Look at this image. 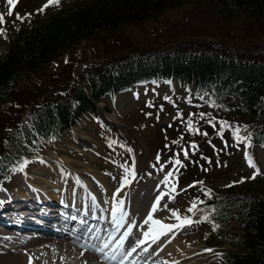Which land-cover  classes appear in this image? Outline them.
Returning a JSON list of instances; mask_svg holds the SVG:
<instances>
[{"label": "trees", "instance_id": "1", "mask_svg": "<svg viewBox=\"0 0 264 264\" xmlns=\"http://www.w3.org/2000/svg\"><path fill=\"white\" fill-rule=\"evenodd\" d=\"M197 1H207L224 22L240 15H264V0H70L41 17H30L0 39V106L14 95L19 82L81 39ZM88 69L87 78L72 94L33 105L31 120L37 131L59 135L80 118L95 117L99 99L133 83L161 79L193 82L198 92L211 99L214 104L208 111H197L198 123L214 120L223 109L226 116L247 125L251 144H264L263 49L169 47L145 54L121 53ZM30 99L25 96L17 102L23 106ZM11 137L13 145L17 137ZM212 192L209 201L219 219L214 241L229 243L222 249L224 264H264V170Z\"/></svg>", "mask_w": 264, "mask_h": 264}, {"label": "rangeland", "instance_id": "2", "mask_svg": "<svg viewBox=\"0 0 264 264\" xmlns=\"http://www.w3.org/2000/svg\"><path fill=\"white\" fill-rule=\"evenodd\" d=\"M68 1L70 0H59V4L52 3L43 11H36L45 4V0H17L15 5H9L7 0H0V13H4V21L0 22V28L5 31L13 29L19 23L27 22L30 17H41ZM10 7L12 8L11 14H9ZM17 12L24 16V19H19L16 15ZM25 13H31V16H26ZM250 16L251 18L247 15H240L224 22L207 1H197L165 10L136 22L125 23L106 34L80 40L54 59L40 66L35 72L28 75L27 79L17 84L14 95L12 94L10 99L0 108H10L12 106V115L16 116L22 107L17 101L25 96L30 98L34 95L39 96V98L43 97V103L47 97H55L61 92V89L67 90L73 82L75 84L81 80L82 67L91 60L90 58L102 60L122 51L130 54H145L163 50L170 45H185L188 47L223 46L238 47L239 50H264V15L261 17H257V15ZM5 31L0 32V37ZM46 87L47 89H45ZM136 90L137 94L132 89L116 95L113 100L107 101L105 99L106 101L98 102L99 116L103 124L107 126L108 131H112L113 136L111 138L110 134L105 133L99 126L89 125L87 121L81 120L79 124L74 125L69 132H66L53 144L45 143L42 145L43 154H45L42 159L36 163H31L29 166H23L22 168L25 169L20 168L19 172L15 173L14 180L19 183V177L25 171L26 175L31 174L37 179L40 177L42 179L45 171L51 169L53 172V169H55L56 173L60 171L59 174L61 175L62 171L69 170L66 168L61 171L60 168L67 166L79 172V174H88L87 171H92L94 174L99 172V177L102 181L104 180L105 184H108V181L116 183L118 178L125 174L126 166H131L135 159L138 162L136 180H139L143 185H146L155 176L152 167L170 168L171 173H180L183 184L191 176H198L204 182L213 185H221L246 177L249 172L256 169L248 163L246 155H243L237 149H231L232 156H229V158L225 156V161L222 158L217 159L215 157L217 155L216 151L221 149L223 144L220 142L215 143L213 146L210 145L207 136L204 137L203 134V132L207 134L214 133L213 128L208 125H204L205 131H200L194 137L190 135L184 140V143H188L190 140H196L197 144L200 143L196 147L195 152L197 153L194 155V158L201 165L200 168L190 167L194 164H186L180 169H175L171 160H163L153 166V159L158 153L167 159L173 155L174 147L170 143V134L175 137L182 133L183 129L180 123L188 115L189 108L187 104L189 101L181 96L179 90L173 95V99L162 100L161 95L165 90L161 86L140 85ZM155 93L158 96L155 98V105L150 106L144 103L146 96L151 97ZM36 100L38 98H35L34 101L36 102ZM30 101L34 105L31 99ZM159 103L162 105L160 106ZM105 104L108 105L106 108ZM27 109L29 107L20 112L18 119L28 121ZM193 109V107L190 108V110ZM178 110L182 115L185 114L183 118H179L181 115H178ZM134 123L137 125L134 126ZM95 124L97 123L95 122ZM131 134L134 136V146L127 142V137L129 138ZM119 142L124 143L126 152L130 156L123 162L115 160V158L118 159L116 154L120 153L117 149L118 145H116ZM227 146L229 147L230 143ZM254 150L259 161V168L264 169V149L255 146ZM62 160L65 162H62ZM160 165H163V167H160ZM207 165L209 168L206 171ZM48 166L49 168H47ZM40 168H44V171ZM128 171L130 173V170ZM198 172L201 173L197 175ZM56 173L55 175H57ZM75 173L71 172L72 175ZM44 177L46 182H40L39 179L37 180L39 183L34 182V184L41 185L44 189H50L56 183L53 182L55 180L54 174H47ZM90 177L93 180L94 175ZM82 178L86 184V179ZM108 186L114 189V184L104 185L105 189ZM124 187L125 185L121 187L122 196ZM147 187L143 190L136 189L143 192ZM136 189L130 191L132 200L138 198ZM116 190L113 192H116ZM190 191L183 190L182 194L175 199L176 202L174 200V202L168 204L167 212L173 213L169 209H178L179 213H187L190 206L188 204L193 199L192 195L196 193V191ZM94 198L97 197L94 195ZM128 198L129 193L126 196V199ZM99 199L102 200L103 196ZM100 203L102 202L100 201ZM199 213L201 214V212ZM205 224L192 225L182 229V237H179V239L184 241L185 249H190L187 244L201 251L210 248L207 243L209 236L204 238L207 227ZM185 238L191 239V241L186 243ZM195 252L193 250V253ZM200 254V258L194 260L198 262L197 264H215V260L209 254V251Z\"/></svg>", "mask_w": 264, "mask_h": 264}, {"label": "bare ground", "instance_id": "3", "mask_svg": "<svg viewBox=\"0 0 264 264\" xmlns=\"http://www.w3.org/2000/svg\"><path fill=\"white\" fill-rule=\"evenodd\" d=\"M42 171H44V168H40ZM52 170V169H51ZM51 170H46L44 173V176L47 174H54L55 185L52 188H57L59 191V186L57 185L59 182L57 180H63L66 179V182L69 184L74 181L76 190L74 195L76 196H88L89 199V209H92L93 207L99 208L100 201L102 203L105 202L106 209L103 211L104 220L103 218L100 220L102 222V228L101 230L97 231V233L104 234L105 230L107 228H111L112 225L113 229L111 233H114V235L123 234L126 240L128 241L129 238H134L135 243L130 253L128 252V257H130L128 260L129 264H197L198 262H194L195 259L190 258V254H194L193 250L191 249H185V245L183 240L179 239V236L171 235L172 230H166L164 226L157 223V219L154 217L157 210L156 207L153 209L152 204L147 211L151 213V217L148 216L143 218L142 214L145 210V207L147 205V199L149 196L154 194L156 184L153 182L150 184V186L147 187V189L143 192L136 189L138 192V198L137 199H131L130 198V192H129V198L126 199L124 196L121 195V187L124 186L125 181H121L119 188L116 190V192H113V188H110V186L106 187L107 193H104L103 199L100 200L99 198H94V195L88 194L87 189L85 186V180L82 178V176L79 175H72L69 171H62L61 175L57 174L55 175V172ZM54 170V169H53ZM73 173V172H72ZM76 174V173H75ZM43 176V177H44ZM70 176V177H69ZM42 177L39 178L40 182H46V180ZM74 177V178H73ZM29 178V179H28ZM26 176L25 179H27L26 185H21L19 187L18 192L13 193L7 197H13L17 193H26L31 194L33 193L35 196H38L42 198L43 200L49 199L51 203H59L61 200V197L63 194L58 192L55 197L51 196L52 193L48 189H42L41 185H35L34 182H38L37 178L34 176L28 177ZM32 183H30V182ZM39 183V182H38ZM28 184V185H27ZM33 185V187L31 186ZM43 187V186H42ZM65 190V188H64ZM67 195L69 196V199L74 201L75 198H73L72 188H66ZM60 193V194H59ZM110 193V194H109ZM0 198L4 199L6 198L5 195L0 194ZM155 198L158 197V195L154 194L153 196ZM17 198V197H15ZM56 199V200H53ZM98 200V203L95 200ZM78 200V199H76ZM104 201V202H103ZM23 202V201H22ZM81 203V202H79ZM87 204V205H88ZM104 204V205H105ZM66 213L68 215H71V212H74V210L77 208L75 206L72 207H66ZM97 208V209H98ZM50 207H48V210ZM113 209H116L115 217L113 216ZM7 210L6 206H3V204H0V216L2 214L1 219L5 218L6 215L3 213ZM52 214V210L50 211ZM123 212L124 215H123ZM55 213V212H53ZM54 215V214H52ZM33 216L26 215L23 217V222L32 219ZM100 224V223H97ZM104 226V227H103ZM129 226L134 227L133 231H130L127 229ZM123 231V232H122ZM64 234H67L65 231L59 232L54 239H49L48 237H27L19 248H4V246L0 245V264H92L93 261L97 260L98 258L103 259L100 256V253L93 252L91 249H89V245H87V240H81L79 237H72L67 238L63 236ZM97 235V234H95ZM150 235L151 238H154L155 236H159L160 240L164 241V245L161 247L158 253H147L146 249H141L139 246H136L138 242H143L144 236ZM0 240H2L0 235ZM119 241L118 239L114 240V244ZM81 242L82 245L80 244ZM132 246V245H131ZM114 251V247H110L106 252V254H112ZM105 255V254H104ZM96 264H103V263H96Z\"/></svg>", "mask_w": 264, "mask_h": 264}, {"label": "snow or ice", "instance_id": "4", "mask_svg": "<svg viewBox=\"0 0 264 264\" xmlns=\"http://www.w3.org/2000/svg\"><path fill=\"white\" fill-rule=\"evenodd\" d=\"M7 3H8L9 5H15V4L17 3V0H7ZM52 3L59 4V0H45V4L42 5L39 9H36V11H43V10H44L49 4H52ZM11 13H12V8L10 7V8H9V14H11ZM16 15H17V17H18L19 19H24V16H21L20 13L17 12ZM24 15L30 17V16H31V13H25ZM3 21H4V13H0V22H3ZM3 31H5V30L2 29V28H0V32H3ZM165 98H166V99H170V98L167 97V96H166ZM189 100H190V98H189ZM178 115H182V113L180 112V110H178ZM192 115H193V114H189V117H188V128H189V130H191V131H200V129L198 128V126H195V125H194V122H193V119H192ZM200 115H206V114L201 113ZM209 123H212V120H209ZM220 123H221L222 127L220 128V131H219L218 134H220V135L222 136V135H223L224 127H231V125H228L227 122H226V121H223V120H221ZM244 127H247V125H244ZM239 128H240V126L237 125L235 128L232 129V134H233V136L236 137L238 140H244L246 143H251L250 135L247 136V137L240 135V133H239ZM206 134H207V133L205 132V135H206ZM190 143L193 144V145H195L196 142H195V141H191ZM184 154L187 155V151H185ZM245 155H246V157H247V159H248V163H249L251 166H253V167L256 168V171L253 172V174H252L253 177H255L256 173L259 172V167L255 165V161H254V159H253L252 156L247 152V150L245 151ZM156 158L159 159V154H157V157H156ZM23 163H27V159H25V160L23 161ZM177 163H182V161H180L179 158H177ZM160 167H163V165H160ZM168 176H169V174L166 173V174H165V181H167ZM242 179H243V177H242ZM125 182H127L126 179H125ZM234 182H235V181H234ZM193 183H197V182L194 181ZM186 187H190V185H186ZM207 191L210 192V190H207ZM173 198H174V197L169 196V199H173ZM197 199H198V198H197ZM157 200H159V197H157ZM195 203H196V201L194 200L193 203H192V206H191L190 209H189V211H192V209L195 207ZM155 207H156V204L153 205V209H155ZM164 207H167V206H164ZM169 211H172V212L176 213L177 218H178V219L180 218L179 210H178V209H169ZM115 213H116V209H113V216H114V217H115ZM149 217H151V213H149ZM202 218H208V217H207V214H205V216L202 217ZM183 220H184L185 223H191V222H192L191 218H190V217H187V216H185V217L183 218ZM157 223H160V221H157ZM175 226H176V225H171V226H169V225H164L165 229H167L168 227H175ZM181 226H182V225H181ZM214 226H216V225L214 224ZM109 239H110V237H109ZM121 239H123V238H121ZM107 243H108V240H107V239L101 241V245H106ZM119 243H120V241H117V244H119ZM93 247H96V246L93 245ZM96 250H97V251H100V252H103V251H104V248H103V247H100V248H97Z\"/></svg>", "mask_w": 264, "mask_h": 264}]
</instances>
